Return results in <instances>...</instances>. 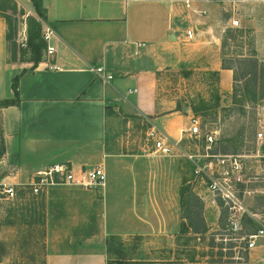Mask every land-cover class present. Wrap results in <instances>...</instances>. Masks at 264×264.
<instances>
[{
  "label": "crops",
  "instance_id": "0c3cea01",
  "mask_svg": "<svg viewBox=\"0 0 264 264\" xmlns=\"http://www.w3.org/2000/svg\"><path fill=\"white\" fill-rule=\"evenodd\" d=\"M41 3L40 24L52 31L46 43L54 50L35 67L11 59L8 26L0 15V100L13 98L16 75L19 92L18 105L0 108V186L26 183L54 163L99 165L106 183L97 190L55 184L37 195L27 188L40 203L33 225L40 226L42 251L33 260L20 257L27 239L10 229L14 211L0 198V264H179L146 255L157 253L161 241L170 253L184 222L182 184H196L193 194L205 208L220 206L185 171L186 160L157 155L134 130L155 124L171 139L186 140L194 115L186 104L178 107L167 88L172 70L216 72L220 91L231 90L233 71L222 67L221 48L229 18L238 19L235 11L225 0ZM250 28L264 56V18ZM97 66L112 75L108 83L93 71ZM251 187L248 209L257 195L264 197V184ZM20 188L26 187L16 185L15 191ZM249 211L254 216H243L241 235L254 231L244 232L248 220L264 225V211ZM241 250L227 257L229 263L241 264L245 254V264H264V239Z\"/></svg>",
  "mask_w": 264,
  "mask_h": 264
},
{
  "label": "rangeland",
  "instance_id": "374dc122",
  "mask_svg": "<svg viewBox=\"0 0 264 264\" xmlns=\"http://www.w3.org/2000/svg\"><path fill=\"white\" fill-rule=\"evenodd\" d=\"M225 1L230 4L228 8L233 12L235 11L240 20L239 27L229 28L231 21L229 18V25H226L222 36L221 48L222 64L231 66L234 78L237 79L235 84L232 80V84L235 85L233 87L237 89L236 95L232 94V88L227 93L220 91L217 73L186 67H180L178 70L169 72L167 84L169 86L167 88L171 96L176 97L178 107H180V102L186 104L190 113L200 119L202 129L217 131V140L214 146L216 151L248 155L247 159L254 166L253 170L256 168L260 172V180L257 181L260 185L264 184L262 180L264 172L263 170L261 172L264 165L259 155L264 149L256 142L255 133L257 119H264V97L257 100L252 99L250 91L254 70L249 59L253 57L257 60L255 70L257 75L256 92L260 95L264 91V56L257 53V43H254V36L249 31L252 30L250 23L258 18H264V3L259 0ZM0 15L6 16L8 19L10 31L16 41L17 57L28 59L31 54L28 52L27 46L28 29L30 28L27 24L30 17L35 18L40 23L31 1L0 0ZM40 25L42 28V24ZM22 31H25L26 34V46H21ZM23 51L27 52L23 54ZM193 106L199 109L197 114L192 112ZM147 126L138 124L134 130L138 134V139L142 140L146 147L150 146L145 136ZM189 126H191V122ZM184 141L185 143L189 141L190 145L194 144L190 138H186ZM184 167L185 171L191 174L190 164L185 162ZM195 186L194 183L182 184L180 189L185 190V192L180 198V216L183 218V223H191L194 228L197 227L202 230L205 226L206 232L195 235L191 230L182 229L180 225L179 231L173 239L170 253L167 248H164L166 241H161L160 250H157V253L146 255V258H158L167 261L171 259V261L179 264H222L220 261H227V264H231L229 262L232 260L229 261L228 253H226L227 248L225 246L227 243L230 241L235 244L232 248L233 256H236L235 251L239 249V246L245 245L238 241L228 240L230 237L240 236L243 233L230 235L227 231L223 208H213V210L205 208L201 200L193 194L192 188ZM4 204L14 211L12 221L8 224L10 229L17 237L22 236L27 239L21 241L25 250L20 257L27 260L39 258L42 245L36 232L39 231L40 226L37 223L33 225V220L39 219L40 203L34 199L27 188H20L16 190V195L11 199H6ZM249 210L256 213L264 211V197L257 195L250 202ZM244 228V232H246L252 231L254 228L256 230L259 226L253 222V227H251L248 222ZM145 243H148V240H145ZM221 243L224 246L222 249ZM148 246L150 245L146 244V248Z\"/></svg>",
  "mask_w": 264,
  "mask_h": 264
},
{
  "label": "built area",
  "instance_id": "2783aa9c",
  "mask_svg": "<svg viewBox=\"0 0 264 264\" xmlns=\"http://www.w3.org/2000/svg\"><path fill=\"white\" fill-rule=\"evenodd\" d=\"M126 2L129 0H125ZM264 3V0H259ZM239 19L231 18L230 27H239ZM52 34L48 28L41 36L48 42ZM188 39H193L192 30L186 31ZM21 46H26V34L22 31ZM54 48L47 44L46 53ZM103 83H108L113 77L103 66L93 68ZM263 100V99H262ZM264 116V114H263ZM255 140L264 149V119L256 121ZM187 138L194 141L193 145L173 140L155 124L148 126L145 136L152 150L159 156L184 159L191 165L193 181L204 186L214 204L225 210L227 231L236 235L242 230L244 215L253 217L246 205V199L252 194V185L257 184L260 175L249 163L248 155L241 153H221L214 149L216 130L202 129L200 119L193 117L187 131ZM189 140V139H188ZM264 165V150L259 155ZM264 168H261V172ZM264 181V178L262 179ZM106 183V173L101 166L75 167L71 163H54L35 171L26 183L1 184L0 198L11 199L15 196L16 185L25 186L32 194H40L48 186L55 184L74 185L88 189H102ZM264 193V189L262 190ZM259 239H264V225L241 236L230 237L228 240L244 242L243 250H249L257 245ZM227 240V239H224Z\"/></svg>",
  "mask_w": 264,
  "mask_h": 264
},
{
  "label": "trees",
  "instance_id": "16d2710c",
  "mask_svg": "<svg viewBox=\"0 0 264 264\" xmlns=\"http://www.w3.org/2000/svg\"><path fill=\"white\" fill-rule=\"evenodd\" d=\"M31 3H32V6L34 8V11L36 13V15L41 18V19H44L45 18V9L42 7V3H41V0H30ZM6 20V23H7V26H8V31L6 33V39L8 41H10L11 43V59L12 60H16L18 57H17V47H16V41L15 39L13 38L12 36V33L10 31V25H9V22H8V19L6 16H3ZM29 23L27 24L28 26H30V28L28 29V36H27V46H28V52L31 54L30 57L27 59L29 61L32 62V66L35 67L39 62L42 61L43 59V52L46 50V47H47V43L46 41L41 37V25L40 23L33 17H30L29 19ZM25 54L27 51H23ZM21 60H24L22 57L20 58ZM250 63H251V67L252 69L254 70L253 72V78H252V89L250 91L251 93V96H252V99L254 100H257V99H260V98H263L264 97V91H262L259 94H257L256 92V81H257V75H256V67H257V60L254 59L253 57H251L249 59ZM222 67L223 68H227V69H231L232 70V67L231 66H227V65H223L222 64ZM214 74L216 72H213ZM233 84H235L236 82V78H234V75H233ZM232 84V94L235 96L236 95V92H237V89L233 86ZM11 88H12V91H13V98L11 99H2L0 100V108L1 107H7V106H11V105H18L19 104V92H18V75H16L13 79H12V83H11ZM198 108L196 107H192V112L194 114H197L198 113ZM239 136H241V134H239ZM184 192L185 190H181L180 192V196L182 198V196L184 195ZM225 213V210L223 209V215ZM225 217H226V213H225ZM248 222L250 223L251 227H253V224L251 223L250 220H248ZM182 229H186V230H191L193 234L195 235H199V234H202V233H205L206 232V228L205 226L203 227L202 230L198 229L197 227L194 228L191 223H182L181 225ZM255 230V228H254ZM242 243V242H241ZM235 246V244L231 243L230 241L227 243V246H225L227 248V253H228V256H233L232 255V248ZM221 249L224 248V246H222V243H221ZM220 254V253H219ZM239 263L241 264H245L246 263V257H245V254L244 255H240L239 256Z\"/></svg>",
  "mask_w": 264,
  "mask_h": 264
}]
</instances>
